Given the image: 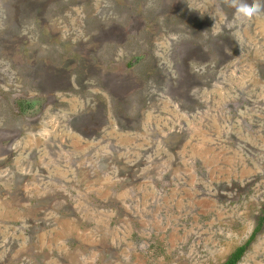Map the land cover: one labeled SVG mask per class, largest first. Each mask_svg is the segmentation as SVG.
Here are the masks:
<instances>
[{"label":"rangeland","instance_id":"1","mask_svg":"<svg viewBox=\"0 0 264 264\" xmlns=\"http://www.w3.org/2000/svg\"><path fill=\"white\" fill-rule=\"evenodd\" d=\"M234 13L0 0V264H264V0Z\"/></svg>","mask_w":264,"mask_h":264},{"label":"clouds","instance_id":"2","mask_svg":"<svg viewBox=\"0 0 264 264\" xmlns=\"http://www.w3.org/2000/svg\"><path fill=\"white\" fill-rule=\"evenodd\" d=\"M232 6L235 9L234 21L243 24L247 20L261 14V0H232ZM222 15V13H217ZM216 25V17H212Z\"/></svg>","mask_w":264,"mask_h":264},{"label":"trees","instance_id":"3","mask_svg":"<svg viewBox=\"0 0 264 264\" xmlns=\"http://www.w3.org/2000/svg\"><path fill=\"white\" fill-rule=\"evenodd\" d=\"M261 222H264V209H263V217L261 218ZM260 229V227H257V229L254 231V234L252 236V239L254 238V236H256L258 230ZM247 251V245L246 246H242L240 248H238L228 259L226 262H224L223 264H239V262L242 260V258L244 257L245 253Z\"/></svg>","mask_w":264,"mask_h":264}]
</instances>
